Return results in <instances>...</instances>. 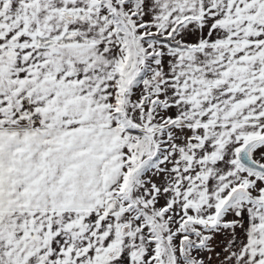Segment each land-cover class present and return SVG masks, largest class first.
Instances as JSON below:
<instances>
[{
  "label": "snow or ice",
  "instance_id": "snow-or-ice-1",
  "mask_svg": "<svg viewBox=\"0 0 264 264\" xmlns=\"http://www.w3.org/2000/svg\"><path fill=\"white\" fill-rule=\"evenodd\" d=\"M0 264H264V0H0Z\"/></svg>",
  "mask_w": 264,
  "mask_h": 264
}]
</instances>
